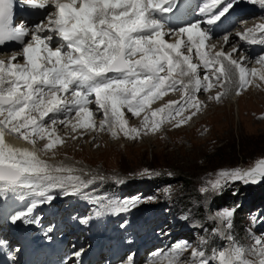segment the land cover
Segmentation results:
<instances>
[{"label":"snow or ice","instance_id":"1","mask_svg":"<svg viewBox=\"0 0 264 264\" xmlns=\"http://www.w3.org/2000/svg\"><path fill=\"white\" fill-rule=\"evenodd\" d=\"M242 2L264 9V0H202L197 12L201 19L175 26L163 17L178 9L179 0H20L27 8L46 13L40 23L29 26L14 24V0H0V47L8 43L21 46L7 59H0V196L11 193L22 200L31 198L26 210L11 217L12 222H35L33 210L51 202L54 190L75 196L95 180L104 179L85 180L76 174L83 170L42 158L65 143L58 126L70 129L66 135L73 140L78 138L72 135L78 129L83 130L79 138L90 131L107 132L113 139L121 134L137 139L156 133L165 123L175 121L173 127L187 123L203 106L197 98L201 90L221 88L208 97L219 102L233 87L240 95L254 81L264 82V55L255 61L259 67L248 68L246 56L234 58L239 53L235 45L225 50L229 35L213 42L223 18ZM235 35L249 45H264V18ZM176 91L179 101L151 108ZM124 109L133 117L143 113L139 127L129 126ZM98 114H102L99 120ZM6 136L25 141L29 147H15ZM39 141L44 143L38 147ZM140 175L159 173L145 169ZM237 181L245 185L264 181V158L250 168L218 171L216 179L200 191L221 195ZM169 191L164 189L166 196ZM85 197L99 205L98 215L128 212L142 202L138 197L106 203ZM238 207L222 208L209 216L223 226L213 229L212 235L227 239V247L212 248L209 254L208 240L203 237L196 246L180 241L167 251L157 250L148 264H264V233L253 236L251 247L230 234ZM252 223L253 227L264 225V217H252ZM189 249L190 255L183 258ZM132 262L128 256L126 264Z\"/></svg>","mask_w":264,"mask_h":264},{"label":"rangeland","instance_id":"2","mask_svg":"<svg viewBox=\"0 0 264 264\" xmlns=\"http://www.w3.org/2000/svg\"><path fill=\"white\" fill-rule=\"evenodd\" d=\"M247 4L259 10L257 16L255 13L253 14L252 20L255 19L254 21L245 23V26L251 27L254 23L261 21L258 18H264V9H261L258 5ZM190 21H193L192 18ZM238 25L243 24L240 22ZM217 41H219V38L213 40L214 43ZM233 41L226 48L235 45L240 49L236 45L240 42L237 39ZM247 49L242 47L241 50ZM241 53L240 51L234 58H238ZM261 55H264V52L259 56ZM255 61L256 59L252 63L254 64ZM246 66L250 68L249 65ZM201 76H203V70L201 71ZM256 83L259 86H256ZM233 89L235 90L234 87L231 88L228 94L223 96L219 102L209 100L208 97L215 96L218 91H222L221 88L214 87L207 93L201 90L197 93V98L203 101V106L187 123L180 127H173L175 121L165 123L156 133L146 136L141 135L137 139H127L122 134L117 139H113L107 132L97 134L89 133V131H84L83 137L79 138V133L83 130L78 129L77 133L72 134L77 135L78 138L73 140L66 135V133H70V129L66 131L63 126L58 128V134L67 138V140H65L63 145L53 149L52 152L42 154V158L52 164L62 163L75 169L83 170L76 174L81 175L85 180L91 179L93 176H103L104 179L95 180L88 188L83 189L81 194L70 195L68 201H64L61 204L58 201L62 197L57 195V193L61 192L57 190V193L54 194L55 198L49 203L42 204L41 209L47 212L48 217L58 218V221L66 223V225H81L84 231L80 233L79 239L82 238L84 241H81L80 244L86 246L88 242L85 238L88 235L89 222H93L101 215L104 216L106 214L110 218L112 214L104 212L98 215L97 209L99 205L91 202L90 199L85 197V194L93 199L101 198L105 203L109 199L140 198L142 202L137 207L128 212L115 215L114 222L116 223L112 231L107 233L106 226L103 225V235L106 237L103 244L108 250L111 246L106 244L112 241L113 245L116 242H119L120 245H131V248L123 258L124 262H126L128 256H132V264L137 263L139 257L142 259L140 264H148L150 259L148 255L152 256L156 252L148 251H151L154 247L159 250L158 248L161 249L162 246L170 244L165 250L167 251L180 241H187L193 246L198 244L201 237L209 241L211 235L210 233L206 234V228H202L200 224L194 222L191 224L187 223L188 221L192 222V220L185 222L180 218L174 217L169 208V202L176 196L180 198L181 194L189 195V198L196 196L204 201L209 224L214 221L217 224V228L221 227L218 221L209 219V216H214L218 211L217 209L214 210L213 207L211 209L212 213L209 211L213 193H202L200 189L209 186V182L216 179L218 171L233 169L231 166L235 165H238L237 168H242L243 164H249L252 160L264 156V85L261 81H254L240 95H236ZM232 91L237 99L228 103L227 97L230 96L229 94ZM170 100L179 101L180 92H169L161 100L153 103L151 108H159L163 103ZM92 108L94 109L95 105H92ZM190 111H193V109L186 111L184 115H188ZM124 112L129 126H140L143 113L140 117H133L126 109H124ZM101 118L102 114H98L97 120ZM43 143L44 141H39L37 146H42ZM218 168L220 169L216 170ZM145 169H158L151 173H159V175L141 176L140 173ZM85 173H88V175H85ZM124 174L130 176H125ZM153 176L159 178L162 176L164 178L173 176L172 178H175V180L182 179L188 185L182 186V190L179 187L181 186L180 183H178L179 186L175 184L160 187L152 186L149 189V180ZM113 177L116 179L114 180ZM119 180H122L123 183L117 182ZM106 184L130 186V190L133 193L118 196L106 195L102 189ZM242 185L244 187H256V185L251 184L245 185L242 183ZM166 188L170 190L167 196L164 193ZM180 191L182 192L181 194L179 193ZM253 192L260 197L264 196V191L257 190ZM150 196L155 197V199L148 201L147 197ZM195 204H197V201L193 199L189 205L195 206ZM236 205H239L234 216V222L237 224L233 223L241 226L242 232L238 234L235 232L236 235L232 236L241 245L251 247L253 236L261 237V234L264 233V225L253 227L252 223V217H264V204H251L247 192H245L233 202V207ZM92 212L98 216L94 215V217H91L90 214ZM58 213L59 215H57ZM41 217L42 215L39 216V218ZM82 220H86L87 223H82ZM147 231L148 241H145ZM131 238L133 241L129 243ZM261 238L264 239V237ZM153 241H156V244L152 245ZM225 241L228 243V240L225 239ZM142 244L143 246L149 244L152 246L148 251L146 249L144 253H140ZM211 249L207 245L206 250L209 251V254ZM190 252L191 249L186 251L183 258H187ZM114 264L123 263L117 261Z\"/></svg>","mask_w":264,"mask_h":264},{"label":"bare ground","instance_id":"3","mask_svg":"<svg viewBox=\"0 0 264 264\" xmlns=\"http://www.w3.org/2000/svg\"><path fill=\"white\" fill-rule=\"evenodd\" d=\"M201 2H202V0H182V3L178 7V9L174 10L173 13H169L166 16H164L163 19H165L170 24L175 25V26H182V25H184L186 23L194 22L197 19H201L197 15L198 7L201 4ZM234 8L238 9L239 11L242 10V9H246V8H243V7L239 6V5L235 6ZM188 11H191V12L188 13ZM255 12H257V11H255ZM255 12H253L251 16L248 15L249 12H246L244 14V16L240 18V20L246 21V20L249 19V17H254L253 14ZM188 17H191L193 21H190L191 18H188ZM234 20L235 19H232L228 24H230ZM31 21L32 20H28L26 22V25H29V26L33 25V24H31V25L29 24ZM257 21H259V20H257ZM251 24H252V22H251ZM228 27H229V25H227L226 29L224 31H222L220 34L225 33L227 31ZM216 30H218V29H216ZM227 35L230 36V42H229V44L224 45V48H225V50L226 49L230 50V47L229 48H226V47L228 45H230L231 42H233V40H234V38H236V36H235V34L234 35L233 34H227ZM242 47L243 46L239 47L240 48L239 52L242 51L241 55H244V56L247 57V60L244 63L245 64L248 63L247 65H250V63L252 62L251 58H253L254 55H257L259 53V48H255V46H253V48L250 49V50L249 49L241 50ZM5 54H3V53L0 54V59H7V57L11 55V52L10 53L6 52ZM236 55H238V54H234V56H236ZM18 59L22 60V58H18ZM252 67H259V66L255 64ZM262 84L264 85V82H262ZM229 95L230 96L227 97L228 103H229V101L231 102V101H235L237 99V97H236V95L234 94L233 91ZM60 127H62V125L59 126L58 128H60ZM58 128H57V130H58ZM66 131H67V129H66ZM89 133H92V132L89 131ZM62 135L64 136V134H62ZM5 139H6V141L8 143L12 144L15 147H29V145H27V143L25 141H22V140H19V139H13L10 136H6ZM65 140H67V138H65ZM260 183H261V181L256 183V184H260ZM56 191L57 190H54L52 194L54 195L55 193H57ZM57 195H61V193H57ZM30 203H31V198L30 197H26L25 199L22 200V199L19 198L18 195L11 194V193L6 194L4 196H0V234L1 235H3V233L1 232L2 229L8 228V231L10 232L12 227H17L19 225L20 228L22 229V227H24L26 225H29V226H31L30 230H33V229L37 230V233L35 234V237H41L42 235H46L48 233V231L50 230V228H48V227H47L48 229H46V227H43V224L45 222L46 223L50 222V223H52L54 228L57 226V228L60 231H62L61 233L66 231V234H61V235H63V236H60V238L62 239V244H61L60 247H58L57 250H53L52 254H54V255H55V253L57 255H60L62 249L64 248V246L66 244V242H67L66 248L68 247L69 249L70 248L73 249L75 251V253H76V251L81 253V255L76 258V259L79 258V263L78 264H81V262L87 257H89L90 259L94 260L96 255H97L96 254L97 250H103L104 252L106 250H108L106 248V246L103 244V242L105 241L106 237H104V235H103V232H104L103 224L102 223L101 224L97 223L98 218L96 220H94L93 222H89V224H88V226H89V228L87 229L88 235L85 238L86 240L87 239L89 240L88 244H87L88 246L86 245L87 248H85V246H82L80 244V241H79L80 240L79 239V235H80V233H82L84 231V229L82 228L81 225H76V226H72L71 224L70 225H66V223L58 221V218L48 217V215L46 214L47 212L44 211L43 209H41V205H39L36 209H34L32 214H31V219L33 221H35V222H33V223H24L23 220H18L15 223H13L11 217L18 211L26 210L27 207L30 205ZM38 214H39V216L42 215L43 218L42 217L39 218ZM57 215H59V213ZM60 215H62V214L60 213ZM53 216H56V215H53ZM26 235L28 237L32 236L27 230H26ZM69 235L73 236V237H70V238H73L74 242L78 238V242L73 243V241H72V244L69 245V243H71V242H69L70 240L68 239ZM53 239L55 240L56 238L53 237ZM109 243L112 245L111 248L109 249V251L111 253V257L117 256V254H119L121 251H123L122 249H126V252H127L131 248V245H128V246H126L125 244H121L120 245L119 242H116L115 245H113V241L109 242ZM151 244L152 245L156 244V241H153ZM169 245L170 244H168L167 246L164 245V247H162L160 250L161 251H165L168 248ZM11 248H13V249H11V252L13 253L14 252V246L11 245ZM67 251H68V249H67ZM75 253H73L72 255L75 256ZM140 253H142V251ZM124 254L117 261H121L123 264H126V262H124L123 256L125 257L127 253H124ZM65 256H66V254H64L63 257H62V255L59 256V258H58L59 264H64V262L66 261V259L64 258ZM148 256L151 257V255H148ZM67 257H69V256L67 255ZM117 261L113 262L112 264L116 263ZM70 262L71 261H69V262H67L65 264H72ZM141 262H142V259L139 257L137 259V263H135V264H140ZM82 264H84V263H82ZM86 264H89V263H86ZM98 264H100V263H98Z\"/></svg>","mask_w":264,"mask_h":264},{"label":"trees","instance_id":"4","mask_svg":"<svg viewBox=\"0 0 264 264\" xmlns=\"http://www.w3.org/2000/svg\"><path fill=\"white\" fill-rule=\"evenodd\" d=\"M254 160H252L251 162H253ZM220 168H222V167H220ZM156 170H158V169H152V170H149V171L150 172H153V171H156ZM157 180H162V182L164 184H166V185H170V184L171 185H173V184L178 185V183H180L181 186H179V185L178 186L180 187L181 190L183 188L182 186H187L188 185V184L184 183L182 181V179L181 180H175V178H172V177H169V176H167L165 178H164V176H162L161 178H157ZM115 190H116V188H115ZM116 191H113V193H116ZM234 192L236 193L235 195L233 194ZM179 193L181 194L182 192L180 191ZM183 193H185V192H183ZM249 193L255 199V201L259 200V197H258L257 193H255L253 191H249ZM239 194H240V190H238V184H232V185L228 186L226 188V190H224V192L221 195H216L215 196V198L217 199V202H218V203H216L217 207L218 208H221L223 206H229V205H231V202ZM261 197H264V196H261ZM193 199L198 200L196 196L195 197H192V198H189V195L188 196H185L183 194H181L180 198L178 196H176V207L177 208H180L182 211H186L187 208H190L191 207L189 204L193 201ZM195 214H197V216H198L199 219H201L203 222H205V216H204L203 209H202L201 206H199V207L196 208Z\"/></svg>","mask_w":264,"mask_h":264}]
</instances>
